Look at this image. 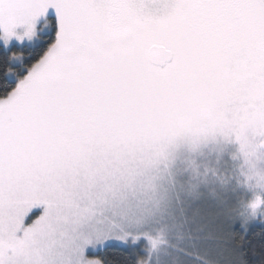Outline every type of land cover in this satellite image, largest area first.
<instances>
[{"label": "snow or ice", "instance_id": "1", "mask_svg": "<svg viewBox=\"0 0 264 264\" xmlns=\"http://www.w3.org/2000/svg\"><path fill=\"white\" fill-rule=\"evenodd\" d=\"M0 51V264H249L264 0H0Z\"/></svg>", "mask_w": 264, "mask_h": 264}, {"label": "trees", "instance_id": "2", "mask_svg": "<svg viewBox=\"0 0 264 264\" xmlns=\"http://www.w3.org/2000/svg\"><path fill=\"white\" fill-rule=\"evenodd\" d=\"M27 47H16L13 51L25 52L27 54ZM0 55L3 52L0 51ZM237 231H242L237 227ZM246 240L249 242L247 244L248 251V261L249 264H261L264 261V224L253 225L250 227L249 231L246 233ZM134 251H139L134 248H124L118 246H109L103 251L97 253V257L102 260H107L109 264H133L136 259L132 253Z\"/></svg>", "mask_w": 264, "mask_h": 264}, {"label": "rangeland", "instance_id": "3", "mask_svg": "<svg viewBox=\"0 0 264 264\" xmlns=\"http://www.w3.org/2000/svg\"><path fill=\"white\" fill-rule=\"evenodd\" d=\"M20 47V46H19ZM243 163L242 158L241 159H237V160H232L231 157L228 158V165L226 166L227 169V174L229 176L232 175L233 171H238L239 166ZM253 225H260V223H253ZM145 241H140L137 242V244L132 245V244H125L123 242H117V241H112L109 242V246H118V247H124V248H134V249H143L145 246ZM108 246V247H109ZM209 259H220L221 261H224L226 259V257H222V256H217L216 254H212L209 256Z\"/></svg>", "mask_w": 264, "mask_h": 264}]
</instances>
